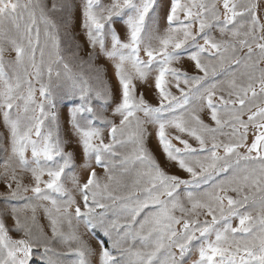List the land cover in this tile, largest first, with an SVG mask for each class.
Returning a JSON list of instances; mask_svg holds the SVG:
<instances>
[{"label": "snow or ice", "instance_id": "snow-or-ice-1", "mask_svg": "<svg viewBox=\"0 0 264 264\" xmlns=\"http://www.w3.org/2000/svg\"><path fill=\"white\" fill-rule=\"evenodd\" d=\"M0 185V264H264V0H0Z\"/></svg>", "mask_w": 264, "mask_h": 264}, {"label": "rangeland", "instance_id": "rangeland-1", "mask_svg": "<svg viewBox=\"0 0 264 264\" xmlns=\"http://www.w3.org/2000/svg\"><path fill=\"white\" fill-rule=\"evenodd\" d=\"M190 63H191V62L185 60V62H184V66H185L190 72H193V73H194V70L191 69V68L189 67ZM110 75H111V73H110ZM111 82L113 83V85H115L114 77H112ZM141 90H143V89H141ZM173 92L175 93V89H174V88H173ZM176 94H178V93H176ZM146 98H147L150 102L155 103V100H154V98H153V96H152V94H151L150 91H147V92H146ZM109 116H110V110H109ZM193 143H194V142H193ZM149 147L152 148V150L157 154L158 158H162V154L159 152V150H158V146H157V142H156V140H155L154 138L151 140V142H150V144H149ZM98 171H99V170H98ZM82 176H83V178H86V173H82ZM0 191H4V187H3V185H0ZM97 211L99 212V211H101V210H100V209H97ZM109 217H110V218H114V217L111 216V213H109ZM93 244H94V246H95V242H94V241H93ZM189 264H191V261H189Z\"/></svg>", "mask_w": 264, "mask_h": 264}]
</instances>
